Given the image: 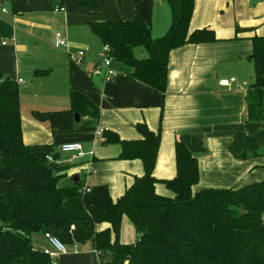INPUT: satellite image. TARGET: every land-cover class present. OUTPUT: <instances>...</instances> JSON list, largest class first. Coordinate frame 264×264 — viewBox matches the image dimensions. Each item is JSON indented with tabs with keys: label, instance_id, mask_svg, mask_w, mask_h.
Masks as SVG:
<instances>
[{
	"label": "trees",
	"instance_id": "1",
	"mask_svg": "<svg viewBox=\"0 0 264 264\" xmlns=\"http://www.w3.org/2000/svg\"><path fill=\"white\" fill-rule=\"evenodd\" d=\"M167 1L171 26L159 38H153L151 26L139 15L90 22L103 45L110 46L113 60L130 69L124 77L161 93L167 90L172 50L218 40L213 29L190 30L195 0ZM80 5L99 7L97 0H80ZM251 41L248 59L255 80L245 100L248 119L261 122L264 36ZM138 48L147 56L138 57ZM70 102L67 109L33 111L32 117L48 123L53 132L98 124L101 109L88 96L72 91ZM136 128L142 137L133 140L109 129L103 133V144L121 145L118 159L143 163V174L121 196L114 198L107 183L89 187L82 178L74 182V175L70 185L61 186L72 164L58 162L61 154L53 144L24 140L19 83L0 73V264H51L50 256L34 246L35 232H49L68 246L94 240L100 264H264V179L240 187L197 189L199 160L183 141L175 144L176 176L159 179L154 171L161 133L145 122ZM256 155L260 153L244 151L239 158ZM158 183L172 195L159 193ZM124 214L139 234L134 243L122 244L113 236Z\"/></svg>",
	"mask_w": 264,
	"mask_h": 264
},
{
	"label": "crops",
	"instance_id": "2",
	"mask_svg": "<svg viewBox=\"0 0 264 264\" xmlns=\"http://www.w3.org/2000/svg\"><path fill=\"white\" fill-rule=\"evenodd\" d=\"M11 1V14L9 10L2 11L4 2L0 4V73L16 80L19 86L28 85L21 74H32L34 78L28 86L37 91L45 86L46 95L63 97L61 104L68 105H61L66 106L62 109L71 106L72 91L84 93L101 109L97 125L53 132L48 123L34 120L32 112L62 109H47L42 103L25 115L22 107L24 140L28 144H53L59 152L62 143L77 141L89 151L97 143L105 146L103 138L95 137L98 127L107 126L121 138L133 140L142 137L136 124L145 122L151 130L161 133L154 171L159 179L177 174V141L185 142L199 160L201 179L197 189L240 187L264 179V120L248 119L245 97L254 81L247 82L244 64L242 67L244 57L252 52L251 38L264 36V0H195L190 30L213 29L218 40L172 50L165 93L125 78L130 73L125 66L124 74L114 80L94 75L92 70L101 59L103 43L90 22L139 15L151 26L153 38H159L171 26L167 0H97L98 8H84L80 0H16L17 6L15 0ZM59 4L65 6V12L55 11ZM58 31L68 39L73 51H85L83 62L71 59L55 46ZM232 77L236 80L231 86L220 84V79ZM115 147L116 157L97 156L94 152L93 156L74 159L67 178L75 174L81 178L84 173L86 181L91 176L103 180L100 170L104 168L99 165L118 159L122 147ZM244 151L260 155L239 158ZM61 157L70 155L61 153ZM123 165V172L131 174L130 178L125 176V192L143 174V163L140 159L123 160ZM107 184L113 193L114 185ZM157 191L172 195L163 183L157 184ZM64 258L66 254H60L58 264H64Z\"/></svg>",
	"mask_w": 264,
	"mask_h": 264
},
{
	"label": "rangeland",
	"instance_id": "3",
	"mask_svg": "<svg viewBox=\"0 0 264 264\" xmlns=\"http://www.w3.org/2000/svg\"><path fill=\"white\" fill-rule=\"evenodd\" d=\"M18 1L21 3L24 1L26 2L27 0H18ZM3 2H4L3 5H5V8L7 10H9V14H11V12L13 11L12 1L11 0H4ZM14 5L17 6L16 0L14 2ZM167 6L169 7L168 4H167ZM0 8H1V6H0ZM169 9H170V7H169ZM3 15H5V14H3ZM137 55H138V57L143 58V57L147 56V52L144 51L142 48H138L137 49ZM250 62L251 61L248 60V56H245L244 61L242 63V67L244 64V66L246 68V70L244 72L245 73L244 76L247 79V82L252 83V81L255 80V74H254V69H253L252 65H250L252 62L251 63ZM112 67L122 74H124V72H125V69H124L125 67L123 65H119L116 60L112 61ZM21 75H22L23 79L25 80L26 84H28V85L31 84V81L34 78V76L32 74H28V75L21 74ZM59 82H60L59 80L54 81V83H59ZM28 85L25 86L24 84L20 83L21 105L25 111L24 112L25 115L31 114V109H34L38 105H43L44 103H45L46 107H48L47 109H62V107H66V106H61V105H68V104H65L67 102H65L64 104H61V103H63V100H62L63 97H59L57 99V98L52 97L51 95H46L47 93H46V89H45L46 87L45 86L42 89H40L39 91H37V90H33ZM48 87H50V86H48ZM103 128L108 129L109 127L105 126ZM37 136H40L39 133ZM95 137H96V135H95ZM117 149L118 148L115 147V144H108V145L102 146L100 143H97L94 145V152L97 154V156L101 155L104 157H112V156L116 157V155L118 153ZM112 159L113 160L107 161V162H110L109 164L99 165V166H102L104 168V169L100 170V179H103L104 181L103 180L100 181V180L96 179L95 177L93 178V176L89 177L86 181V176L84 173H81V178H82V181H86V184L90 187H92L93 185L99 184V183H111L112 185H114L112 196L114 198H117L120 195H122V193H124V184L126 183L125 182V176L127 178H130L131 174H127V173L123 172V170H122L124 168L123 160L117 159V158L116 159L112 158ZM70 180H71V177H69V178L65 177L60 182V185L61 186L70 185L71 184ZM159 188H160V186H159ZM121 191H123V192H121ZM159 192H161V190ZM171 194H172V192H171ZM113 236L118 237L119 241L122 244H130V243H134L138 239L139 234L136 231L134 224L130 221L128 216L126 214H124L121 218L120 227L118 228L117 231H113ZM32 242L36 248H39V249L48 248V249L52 250V247H51L50 243L48 242V240L45 238L43 232L33 233L32 234ZM68 250L70 252L66 253V258H64L62 260V261L65 260L66 264H100V261L98 260V256L96 254V251H95V249H93L91 242L79 244V252H77V253L72 251L71 248H69ZM55 259L57 260L58 263L60 262V260L58 259V256L55 257Z\"/></svg>",
	"mask_w": 264,
	"mask_h": 264
},
{
	"label": "built area",
	"instance_id": "4",
	"mask_svg": "<svg viewBox=\"0 0 264 264\" xmlns=\"http://www.w3.org/2000/svg\"><path fill=\"white\" fill-rule=\"evenodd\" d=\"M2 11L6 12L7 9L5 7H3ZM55 11L65 12L66 8L64 5L59 4L55 7ZM5 43L6 42H4L3 44H5ZM55 46L58 49L66 52L71 59H73L79 63L83 62V59L85 57V51L84 50H79L76 52L73 51L71 46H70L68 39L60 31L56 32ZM100 56H101V59L93 67L92 73L94 75H102L105 80H114V79L120 77L121 73L112 67L113 57L111 56V48L109 45H103V48L100 52ZM22 80L23 79H19L20 82ZM235 80L236 79L233 77L230 79H227V78L220 79V84L224 85V86H231V83L234 82ZM245 84L246 83L244 82V85ZM105 129H107V128H103L101 126L98 127L95 131L96 138H98V139L103 138V133H104ZM59 153L60 154L61 153H67L70 155V157L66 158V159H62V157H61L60 160H58L59 163L72 164V162H74V159H76V158H81L87 154L90 156H93L94 150L86 151L81 142L74 141V142L62 143L59 147ZM47 159L51 162L55 161L52 155H48ZM72 228H74V226H72ZM44 236L49 241V243L52 247V250L48 249V248H43L42 252L50 256V258L52 260L51 264H58L55 257L59 256L60 254L69 253L70 252L68 250L69 248H71V250L76 252V253L79 252V244L78 243H75V244H72L71 246H68L65 243H63L59 238L53 236L49 232L44 233Z\"/></svg>",
	"mask_w": 264,
	"mask_h": 264
},
{
	"label": "water",
	"instance_id": "5",
	"mask_svg": "<svg viewBox=\"0 0 264 264\" xmlns=\"http://www.w3.org/2000/svg\"><path fill=\"white\" fill-rule=\"evenodd\" d=\"M111 56L113 57V54H111ZM75 120L76 122H79L81 120L80 114L78 112L75 113ZM50 167H54L55 166V162H51L49 164ZM80 179V176L78 174H75L73 177L74 182H78ZM92 247L93 249H95V242L94 240H92Z\"/></svg>",
	"mask_w": 264,
	"mask_h": 264
}]
</instances>
